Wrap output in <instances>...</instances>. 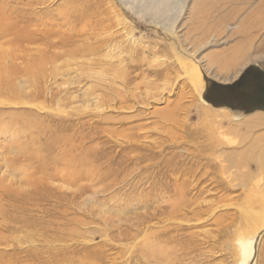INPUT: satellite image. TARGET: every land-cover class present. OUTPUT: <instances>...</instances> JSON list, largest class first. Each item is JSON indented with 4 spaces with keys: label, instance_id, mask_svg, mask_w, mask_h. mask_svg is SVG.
<instances>
[{
    "label": "rangeland",
    "instance_id": "obj_1",
    "mask_svg": "<svg viewBox=\"0 0 264 264\" xmlns=\"http://www.w3.org/2000/svg\"><path fill=\"white\" fill-rule=\"evenodd\" d=\"M4 12L0 264H242L256 232L248 264H264V177L242 188L205 159L206 119L243 137L264 115L262 87H237L232 101L214 88L250 71L264 80V0H0ZM21 26L33 27L24 41ZM176 45L201 70L199 90ZM243 45L246 66L220 72L214 62ZM208 109L231 117L205 119ZM221 140L244 150L238 136Z\"/></svg>",
    "mask_w": 264,
    "mask_h": 264
},
{
    "label": "bare ground",
    "instance_id": "obj_2",
    "mask_svg": "<svg viewBox=\"0 0 264 264\" xmlns=\"http://www.w3.org/2000/svg\"><path fill=\"white\" fill-rule=\"evenodd\" d=\"M154 1H156L157 3L160 2V0H154ZM145 6H146V8H149L151 5H150V3H147ZM6 7L8 8L7 10H10L11 11V8L9 7V5H6ZM6 12H4L2 15H0L1 16L0 17V36L1 37H7L9 35H12L11 34L12 32H10V33H8V32L10 31V28H11V30L14 28V23L12 24V21L10 19L11 17H10V15L7 16L6 15ZM209 12L210 11L208 10L206 12H203L202 14H204V16H205V14H206V16L211 15ZM22 22H24V21L22 20ZM175 25H176V21H175L174 24H171V25H167L166 24V26H164V28H166V30H168V31L174 32ZM203 26H205V24L204 25L201 24L199 28H202ZM30 27L31 26H28V27L21 26L20 30H21V32H23V34L22 33H20V34L25 35V33H27V32L29 34V31H28L29 29H32V31H33V27L32 28H30ZM168 27H169V29H168ZM195 30L197 31L196 28H195ZM32 31H30V34L31 33H35L37 30L36 31L34 30V32H32ZM25 38H29V37H27V36L24 37L23 36V38L20 39L19 41H24ZM32 38H34V37H32ZM27 40L28 39H26V41ZM249 45H243V46H240L238 48L231 49L230 52H232V54L228 58H226L225 60H218V61L214 62V64H218L219 65V71L220 72H227L226 73V76H228L227 74L231 70L230 68L235 67V65H238L240 67L246 66V64L249 61V52H250V49L248 48ZM176 47H177V50L175 52V54H176L175 55V61L179 63V65L181 66V69H182L183 73L185 75H187L188 77H190L191 84L197 90H199L202 87V79H203L201 70L199 69L198 65L193 66L192 65V64H194L193 62L191 64L192 66L190 65V63L188 62L189 61V58H191L190 57V54H188L186 51H184L178 45H176ZM251 47H252V44H251ZM27 50H29V49H27ZM29 51L31 52V49ZM38 53H40V52H38ZM192 58H194V57H192ZM39 60L41 61L39 63H42L43 64L45 62V58L43 59V53H42V58H40ZM214 64L212 62L210 63L211 66H213ZM2 66L4 67V64ZM238 66H236V67H238ZM6 69H8V68H6ZM2 77H5V75L4 76L0 75V78H2ZM228 77H227V79H228ZM204 104H206V102ZM101 107L103 108V106H101ZM175 111L176 110H172L170 112L168 111V113H165L164 114V118L168 122L169 121H173L175 119ZM211 112H215V113H211ZM101 113H102V111H101ZM220 113H223L224 114V116H225L224 119L225 120L227 118H230L231 117L229 111L228 110H224V109H214V111L213 110L210 111V109H208L207 111L203 112V115L206 116L205 119L207 118V116H208V118H210V117H213V118H221L220 116H222V115H220V116L218 115ZM261 114H262V112L261 113H255L252 116H250L249 119L251 121H250V124H248L249 126H247V127L249 128V131H251V134H249L250 132L246 131L243 137H242V135H238V133H237L238 130L240 129L239 127H241L240 124H238V125H240L239 127L237 126L238 129L236 128L237 130H234L233 128L232 129L230 128L227 131H225L226 133H222V132L220 133V130H222L221 127L224 126V124H222V123L219 124L218 123V126H220V125H222V126H220L219 128H216L215 125H213L214 124V119H211V120H207L206 119V121H207L206 123L208 125L207 127L208 128H213V131L212 132L210 131L211 133H208L206 130H204L205 133L207 132V135H209L207 137L210 138V139L206 138L207 139V143H212L211 145L208 146L210 148V151H209V154L205 157V159L208 160L209 156H211V157H214L211 160H214V161L222 160L223 163L227 164L226 167H222L224 169L225 173L226 172H228V173L230 172V173H232V175H234V177H235L234 180H238L239 179V181H240V185L239 186H241L242 188H248L249 183H252L251 182L252 180L258 179V178H261V177H262L261 179L263 180V177H264V132H261V133L258 134V132H259L260 129H264V117H263L264 115L262 116ZM228 120L230 121V119H228ZM244 121L247 122V120H245V119H244ZM215 123H217V122H215ZM2 128L0 127V129H2ZM242 131H243V129H242ZM219 134H221V135L219 136ZM227 134L228 135L230 134V135L238 136V139H239L238 145L239 146L242 145L244 147L243 148L244 150L242 152L241 151H238V150L237 151L236 150H232V151L226 152L224 150V145H226V144H224L223 142H221L222 141L221 139L223 137L227 136ZM11 136H12V133H11ZM221 136H222V138H221ZM4 137H3L2 133L0 132V142H4V140H3V139H5ZM233 143H232V141H229V144H227V145H229V147H233L234 148ZM236 145L237 144H235V147H236ZM3 150L5 151V149H3ZM9 159L10 158H7V157L4 158V160H5V162L7 164H10L9 163ZM210 165H211V163L206 162V164L204 165V167L209 168V167H211ZM254 169L256 171H254ZM234 170H236L237 172H235ZM221 171H222V169H219V171L216 173V175L219 172H221ZM256 172H258L259 175H257L258 173L256 174ZM207 175H211L210 172ZM203 176H206L205 173H203L202 178H203ZM0 180H2V179H0ZM258 181H259V179H258ZM261 185H263V184H261ZM255 188H256V186H255ZM246 190H249V189H246ZM262 197H264V196H262ZM254 198H256V197H254ZM254 204H260V203H254ZM177 205H175V206H177ZM251 210H253V208ZM259 212H256L255 213V211H254L255 215H257L255 222H257V220L260 219V221L263 223V226L262 227L264 228V216L261 215L262 214V211L260 212L261 214ZM254 213L253 214L247 213V217H248L249 220L252 219L251 217H253L252 215H254ZM263 228H261V229L263 230ZM247 231H249V230H247ZM257 234L258 233L256 232V235ZM260 234H262V233H260ZM260 234H258V235L260 236ZM256 235L253 236L252 239L247 240L245 243L242 244V254H243V257H244V260L242 261V264H248V262H250L252 260L253 256H254V246H255L254 243L256 241V237L258 236V235L257 236ZM145 254H147L149 256L150 255H152V256L156 255L155 253H153L151 251H145Z\"/></svg>",
    "mask_w": 264,
    "mask_h": 264
},
{
    "label": "flooded vegetation",
    "instance_id": "obj_3",
    "mask_svg": "<svg viewBox=\"0 0 264 264\" xmlns=\"http://www.w3.org/2000/svg\"><path fill=\"white\" fill-rule=\"evenodd\" d=\"M249 73L251 75H255V76H251ZM249 76H251L250 79H249ZM262 76H263L262 73L256 74L255 72L252 73V71H250V72L245 73V75L237 83H235L233 85L222 86V85L216 84V86H214V88L219 91V92H217V95H218V98L220 100L232 101L231 99L235 95V93L233 91H234V89H237V87L241 88V87H248V86H257V87H262L264 90V80H263ZM260 95H259V98H260ZM231 106L233 107V105H231ZM252 106H253L252 104L247 105V106H245L246 107L245 109L251 107L250 111L255 110V108ZM224 108L229 109L228 107H224ZM259 108L261 110H264V106H260Z\"/></svg>",
    "mask_w": 264,
    "mask_h": 264
}]
</instances>
